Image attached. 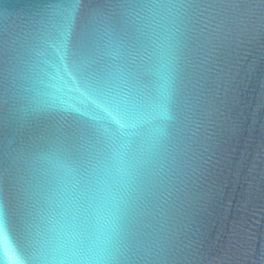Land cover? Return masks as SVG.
I'll return each mask as SVG.
<instances>
[{
  "label": "water",
  "instance_id": "95a60500",
  "mask_svg": "<svg viewBox=\"0 0 264 264\" xmlns=\"http://www.w3.org/2000/svg\"><path fill=\"white\" fill-rule=\"evenodd\" d=\"M0 264H264V0H0Z\"/></svg>",
  "mask_w": 264,
  "mask_h": 264
}]
</instances>
